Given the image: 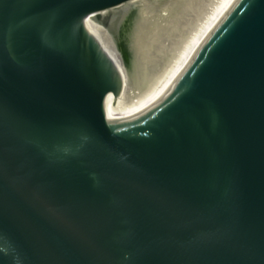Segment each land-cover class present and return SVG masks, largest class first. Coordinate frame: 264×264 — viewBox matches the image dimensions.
Listing matches in <instances>:
<instances>
[{
  "label": "water",
  "instance_id": "95a60500",
  "mask_svg": "<svg viewBox=\"0 0 264 264\" xmlns=\"http://www.w3.org/2000/svg\"><path fill=\"white\" fill-rule=\"evenodd\" d=\"M135 1L0 0V264H264V0L113 73Z\"/></svg>",
  "mask_w": 264,
  "mask_h": 264
},
{
  "label": "bare ground",
  "instance_id": "6f19581e",
  "mask_svg": "<svg viewBox=\"0 0 264 264\" xmlns=\"http://www.w3.org/2000/svg\"><path fill=\"white\" fill-rule=\"evenodd\" d=\"M229 2L230 0H136L132 7L139 10L138 21L131 24L130 28L127 27L125 32L124 27L118 25L119 20L114 18L112 31L104 33L95 23L93 14L82 18V26L93 47L112 72L116 73L172 50H188ZM152 3L164 4L152 9ZM126 12L127 10L123 11L122 15ZM117 63L118 68L115 66Z\"/></svg>",
  "mask_w": 264,
  "mask_h": 264
},
{
  "label": "rangeland",
  "instance_id": "374dc122",
  "mask_svg": "<svg viewBox=\"0 0 264 264\" xmlns=\"http://www.w3.org/2000/svg\"><path fill=\"white\" fill-rule=\"evenodd\" d=\"M164 3H152L150 6H151V8L152 9H156V8H158V7H162V5H163ZM161 5V6H160ZM139 11V10H138ZM90 21H91V19H89ZM101 28V27H100ZM102 30V29H101ZM125 48V47H124ZM120 51H121V49H120ZM120 51L118 52V55H119V53H120ZM124 63V62H123ZM125 64V63H124ZM115 66H117V68L119 67V64L117 63Z\"/></svg>",
  "mask_w": 264,
  "mask_h": 264
}]
</instances>
